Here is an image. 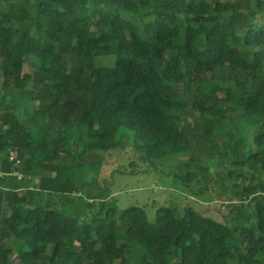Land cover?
Listing matches in <instances>:
<instances>
[{
    "label": "trees",
    "instance_id": "trees-1",
    "mask_svg": "<svg viewBox=\"0 0 264 264\" xmlns=\"http://www.w3.org/2000/svg\"><path fill=\"white\" fill-rule=\"evenodd\" d=\"M130 139L219 158L223 218L104 199ZM0 173V264H264V0H0Z\"/></svg>",
    "mask_w": 264,
    "mask_h": 264
},
{
    "label": "rangeland",
    "instance_id": "rangeland-1",
    "mask_svg": "<svg viewBox=\"0 0 264 264\" xmlns=\"http://www.w3.org/2000/svg\"><path fill=\"white\" fill-rule=\"evenodd\" d=\"M109 62L110 58L103 61L104 64ZM237 139L235 135L231 137L232 142ZM129 143L126 149L111 150L105 153L107 156L102 155L98 159L97 167L102 169L98 184L104 187L106 182L108 185L104 199H111L121 208L140 206L150 221L155 220L157 209L161 206L176 207L178 215H183L185 207L193 206L203 214L222 219V211L230 208L227 199L230 190L241 188L242 182L235 184L231 178L225 184L216 179L221 169L219 158L210 162L202 160L199 165L203 175L200 173L189 179V174L194 176L197 172L198 164L188 161L186 155L141 158L134 140L130 139ZM235 171L240 172L244 179L252 174L249 166L237 167ZM224 186L227 193L223 191ZM88 189L96 194L99 187L96 185ZM132 262L137 264L135 259Z\"/></svg>",
    "mask_w": 264,
    "mask_h": 264
},
{
    "label": "built area",
    "instance_id": "built-area-1",
    "mask_svg": "<svg viewBox=\"0 0 264 264\" xmlns=\"http://www.w3.org/2000/svg\"><path fill=\"white\" fill-rule=\"evenodd\" d=\"M10 160L15 161L16 164H19L21 162V159L18 158L17 152L16 151H11L10 152ZM16 175L21 177V175L18 174V172H15ZM2 176V173H0V177Z\"/></svg>",
    "mask_w": 264,
    "mask_h": 264
}]
</instances>
